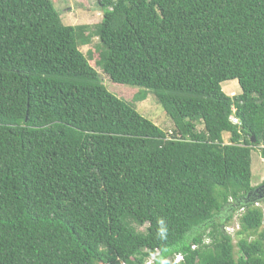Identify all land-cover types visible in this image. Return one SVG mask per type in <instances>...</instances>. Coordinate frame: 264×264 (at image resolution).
Listing matches in <instances>:
<instances>
[{
    "label": "trees",
    "instance_id": "trees-1",
    "mask_svg": "<svg viewBox=\"0 0 264 264\" xmlns=\"http://www.w3.org/2000/svg\"><path fill=\"white\" fill-rule=\"evenodd\" d=\"M97 5L103 72L153 90L174 128L101 83L86 28L52 0H0V264H264V210L245 199L251 149L264 158V0Z\"/></svg>",
    "mask_w": 264,
    "mask_h": 264
},
{
    "label": "rangeland",
    "instance_id": "rangeland-1",
    "mask_svg": "<svg viewBox=\"0 0 264 264\" xmlns=\"http://www.w3.org/2000/svg\"><path fill=\"white\" fill-rule=\"evenodd\" d=\"M55 8L60 14L61 22L64 25L84 26L86 28L85 36L82 38V43L79 50L86 56L90 65L97 71L101 83L114 95L119 98L132 103L136 110L145 118L151 120L160 128L170 132L174 128L173 121L166 115L164 109L159 104L153 90H145L144 88L133 87L129 85H122L113 83L110 78L102 70L100 65V51L102 45L97 37V26L102 17L98 11L97 0H52ZM223 91L229 96H234L241 93V89L237 80H230L222 82ZM198 129L202 126L198 125ZM229 133L223 134V141L227 143L229 140ZM251 171H252V186L260 184L264 179V158L260 155L258 146L251 149ZM264 207V199H256ZM223 219L224 215H220L219 219ZM232 219L229 223H233ZM132 225L138 230L144 232L146 225L138 226L132 222ZM264 227V222L262 223ZM229 232L233 233L234 228L230 226ZM242 235H233L232 242L234 244V256L239 255V250L236 242ZM249 238H253L250 236Z\"/></svg>",
    "mask_w": 264,
    "mask_h": 264
},
{
    "label": "built area",
    "instance_id": "built-area-1",
    "mask_svg": "<svg viewBox=\"0 0 264 264\" xmlns=\"http://www.w3.org/2000/svg\"><path fill=\"white\" fill-rule=\"evenodd\" d=\"M253 204H254L255 206H260V207L264 210V207L260 204L259 201H255ZM243 211H244V208H240V209L237 211V213H236V215H235V217H234V219H235L236 221H237L238 218L242 215ZM229 227H230V225L227 226V227L225 228V230H226L228 233L233 234V233L235 232L234 230L238 227V225H235V227L232 226V228H234V230H233L234 232H233V233L229 232V230H228ZM155 254H156V253H155ZM155 254H153L152 256H150L149 258H147V262H146V264H150V263L153 262V258H154V256H155ZM182 259H183V256H182L181 254H176V255H174L173 258H171V259L169 260V262H170V264H178L179 262L182 261ZM101 264H102V263H101ZM123 264H124V263H123Z\"/></svg>",
    "mask_w": 264,
    "mask_h": 264
},
{
    "label": "flooded vegetation",
    "instance_id": "flooded-vegetation-1",
    "mask_svg": "<svg viewBox=\"0 0 264 264\" xmlns=\"http://www.w3.org/2000/svg\"><path fill=\"white\" fill-rule=\"evenodd\" d=\"M246 200L252 199H264V179L260 184L253 186V189L250 191L249 195L245 196Z\"/></svg>",
    "mask_w": 264,
    "mask_h": 264
},
{
    "label": "clouds",
    "instance_id": "clouds-1",
    "mask_svg": "<svg viewBox=\"0 0 264 264\" xmlns=\"http://www.w3.org/2000/svg\"><path fill=\"white\" fill-rule=\"evenodd\" d=\"M230 118H231V120H232L233 123H237V120H236L233 116H231ZM250 200H252V199H250ZM255 201H259V200H256V199H255V200H252L253 203H254ZM259 202H260V201H259ZM238 210H239V209H238ZM238 210L235 211L234 216L232 217V219L234 220V222H233V223H229L230 226L238 225V220L236 221V220L234 219V217H235V215H236V213H237ZM232 219H231V220H232ZM238 227H239V225H238ZM229 234H230V233H229ZM235 234H236V233L234 232L233 234H230V235L233 236V235H235ZM154 254H155V253H154ZM175 255H176V254H175ZM181 255H182V254H181ZM151 256H152V255H151ZM149 257H150V256H147V258H149ZM173 257H174V256H173ZM173 257H171V258H173ZM147 258H146V260H145V264H146V262H147ZM171 258H170V259H171ZM170 259H169V260H170ZM182 260H183V259H182ZM153 261H154V258H153ZM179 263H180V262H179ZM179 263H178V264H179ZM150 264H151V263H150Z\"/></svg>",
    "mask_w": 264,
    "mask_h": 264
},
{
    "label": "crops",
    "instance_id": "crops-1",
    "mask_svg": "<svg viewBox=\"0 0 264 264\" xmlns=\"http://www.w3.org/2000/svg\"><path fill=\"white\" fill-rule=\"evenodd\" d=\"M226 214H227V211L224 213V211H223V213H222V215H224V217L226 216Z\"/></svg>",
    "mask_w": 264,
    "mask_h": 264
},
{
    "label": "water",
    "instance_id": "water-1",
    "mask_svg": "<svg viewBox=\"0 0 264 264\" xmlns=\"http://www.w3.org/2000/svg\"><path fill=\"white\" fill-rule=\"evenodd\" d=\"M252 141H255L253 137H252ZM249 193H250V192H249ZM249 193H248V195H249Z\"/></svg>",
    "mask_w": 264,
    "mask_h": 264
}]
</instances>
